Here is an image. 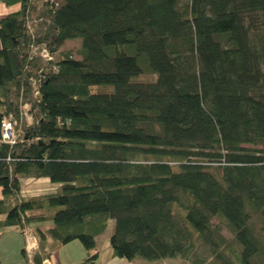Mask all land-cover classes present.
<instances>
[{
	"label": "trees",
	"instance_id": "obj_1",
	"mask_svg": "<svg viewBox=\"0 0 264 264\" xmlns=\"http://www.w3.org/2000/svg\"><path fill=\"white\" fill-rule=\"evenodd\" d=\"M0 19V227L49 220L56 243L95 237L114 220L113 255L175 258L191 237L211 244L221 217L243 246L264 221V0H4ZM81 40L80 60L62 49ZM45 45L51 62L33 51ZM155 74V81H138ZM110 85L112 92L93 91ZM37 91L38 95H35ZM30 107V124L23 122ZM27 113V112H26ZM16 120L18 139L2 140ZM24 178L56 193L19 198ZM181 205V204H180ZM50 215H32L36 210Z\"/></svg>",
	"mask_w": 264,
	"mask_h": 264
},
{
	"label": "rangeland",
	"instance_id": "obj_2",
	"mask_svg": "<svg viewBox=\"0 0 264 264\" xmlns=\"http://www.w3.org/2000/svg\"><path fill=\"white\" fill-rule=\"evenodd\" d=\"M192 0H181L179 4V8L181 10H187L189 5L191 4ZM11 9H16L12 7ZM81 47V40H71L66 42L62 45V49L69 51L70 54L73 56V59L80 60L81 56L79 54ZM264 71V65H263ZM157 79L155 74H148V75H140L134 79L135 82L138 81H155ZM93 91L97 92H112L113 87L110 85L101 86L97 85L93 87ZM30 105L26 108L27 112L26 119H23V122L26 124H30L33 121V117L31 113H29ZM29 109V110H28ZM31 185H26V190L32 189ZM189 203V197L187 195H181V203H177L173 205L172 209L174 212L175 219L177 223L182 226L186 227V229L190 232V238L188 239L187 247L188 249L182 255H178V257L170 258L167 257L166 259H157V260H148L141 257H135L133 260H127L124 258L127 264H240V252L242 251L243 246L239 244L236 239L235 234H233L232 230L229 228L228 224H226L225 220L221 217L215 218L212 221L213 229L216 230L211 233V244H207L204 241V238L197 235L191 226L185 223L184 221V206ZM181 204V205H180ZM183 205V207H182ZM249 228L253 230L254 233L258 236V239L263 247H261V252L256 254L253 257L252 262L254 264H264V221L261 218L260 214L257 212H252L251 218L248 221ZM114 229L110 227V230L102 236L100 239V246L103 250H106L110 247V237H107L109 234L112 235V231ZM105 237V238H103ZM81 247L83 246L82 242L79 240H75L66 247L67 252L69 255H77L76 246ZM126 264V263H125Z\"/></svg>",
	"mask_w": 264,
	"mask_h": 264
},
{
	"label": "crops",
	"instance_id": "obj_3",
	"mask_svg": "<svg viewBox=\"0 0 264 264\" xmlns=\"http://www.w3.org/2000/svg\"><path fill=\"white\" fill-rule=\"evenodd\" d=\"M12 7L16 9L13 10L11 9ZM17 9H19V4L11 6L4 3V0H0V19L6 16V14L14 12ZM1 48L2 42L0 41V49ZM20 180L21 192L18 195L19 198L25 196L46 195V193H56L58 191V185L52 184L47 178H24ZM28 184L32 186V189L26 190L25 187ZM3 200L6 201L7 204L10 202L9 199H5L2 188L0 187V201ZM30 214L35 216H47L50 215L51 212L48 210L45 211L38 209L30 212ZM4 217L5 213H0V221H2ZM50 225V221H43V218H38L29 225L33 233L38 236L39 243V248L32 257L26 254L24 235L21 233L19 226L0 227V264H80L87 253L85 252L84 247H79V245L76 246L77 255L70 256L66 247L72 244L75 240L66 245L56 243L49 235L46 234V230ZM113 226L114 220L109 222L102 234H98L95 237V241L97 243L94 251H98L100 254L96 264H127L124 259L114 256L111 248L103 250L99 244L102 236L110 230V227L112 229ZM110 236L111 234L107 237Z\"/></svg>",
	"mask_w": 264,
	"mask_h": 264
},
{
	"label": "built area",
	"instance_id": "obj_4",
	"mask_svg": "<svg viewBox=\"0 0 264 264\" xmlns=\"http://www.w3.org/2000/svg\"><path fill=\"white\" fill-rule=\"evenodd\" d=\"M33 51L36 55H41L45 61L51 62L53 59L52 52L48 50L45 45H41L40 47H34ZM34 93L35 95H38L37 91H35ZM24 114L26 115V112ZM16 124V120H14L12 117L7 120H3L1 134V138L3 141L10 144L15 143L17 141L18 134L16 132ZM20 230L21 233H23L24 235L26 254L32 257L39 248L38 236L33 233L30 226L27 224L24 227L20 228Z\"/></svg>",
	"mask_w": 264,
	"mask_h": 264
}]
</instances>
